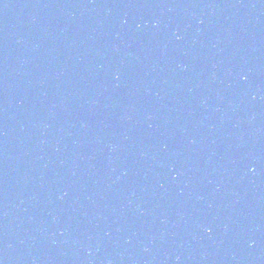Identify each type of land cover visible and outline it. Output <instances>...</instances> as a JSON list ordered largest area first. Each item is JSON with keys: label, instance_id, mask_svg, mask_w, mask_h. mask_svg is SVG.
<instances>
[{"label": "water", "instance_id": "1", "mask_svg": "<svg viewBox=\"0 0 264 264\" xmlns=\"http://www.w3.org/2000/svg\"><path fill=\"white\" fill-rule=\"evenodd\" d=\"M0 264H264V0H0Z\"/></svg>", "mask_w": 264, "mask_h": 264}]
</instances>
